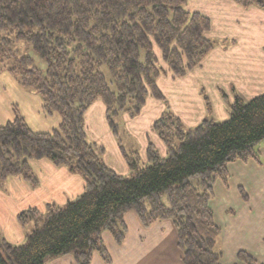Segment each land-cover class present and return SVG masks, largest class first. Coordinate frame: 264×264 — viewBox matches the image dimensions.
Listing matches in <instances>:
<instances>
[{
	"label": "trees",
	"instance_id": "1",
	"mask_svg": "<svg viewBox=\"0 0 264 264\" xmlns=\"http://www.w3.org/2000/svg\"><path fill=\"white\" fill-rule=\"evenodd\" d=\"M264 8V0H233ZM188 0H0V57L12 58L11 72L36 90L49 113L61 122L51 131L33 130L26 119L0 125V180L21 176L32 185L38 177L32 159L65 166L85 182L83 192L65 206L48 203L17 215L22 244L0 236V264H47L71 254L77 264H91L98 252L112 263L103 232L118 244L126 238L125 216L135 211L144 226L170 219L177 230L184 264H222L217 247L221 228L211 201L218 179L229 183L230 163L257 159L264 139V93L250 100L236 95L230 116L205 118L187 127L169 107L154 124L167 147L164 156L150 143L147 160L126 151L130 175L104 160V148L87 137L85 114L98 99L117 135L123 115H138L149 96L165 100L156 79L171 72L183 77L201 65L225 41L207 36L209 16L190 11ZM24 40L46 62L43 70L16 49ZM158 46L168 70L158 65ZM104 69H107L108 78ZM242 197L247 194L240 189ZM31 224V225H30ZM235 264H263L245 250Z\"/></svg>",
	"mask_w": 264,
	"mask_h": 264
},
{
	"label": "crops",
	"instance_id": "2",
	"mask_svg": "<svg viewBox=\"0 0 264 264\" xmlns=\"http://www.w3.org/2000/svg\"><path fill=\"white\" fill-rule=\"evenodd\" d=\"M193 10L210 17L212 26L207 36L213 40L216 36L227 44L217 45L201 65L183 77L171 72L160 75L156 83L165 100L149 96L138 115L122 116L140 151L133 147L128 150L116 139L102 100H96L86 111L87 132L96 144L103 146L105 162L119 174L125 175L130 170L123 148L137 150L147 160V147L153 143L162 155L167 154L165 143L153 127L167 107L187 127H194L208 117L228 119L236 95L250 100L264 93V8H245L233 0H200ZM164 68L168 70L166 62ZM220 115L227 117L218 119ZM60 122L61 116L56 123ZM258 149L261 162L252 158L248 162L230 163L229 183L226 185L218 179L214 187L211 207L221 228L217 247L222 252V264L237 263L240 250L248 251L264 264V143ZM30 163L38 177L37 184L32 185L17 175L0 180V236L13 244H16L13 241L26 240L28 232L18 222L19 212L32 207L44 210L48 203L63 206L78 197L85 187L84 179L65 166L58 167L48 159H32ZM240 189L245 191L247 199L242 197ZM125 219L128 231L122 244L108 231L114 239L115 252L121 251V255H115L108 248L105 238L109 240L110 236L106 231L103 234L112 255L111 264H184L172 220L144 226L135 211H129ZM64 258L77 264L71 254L56 257L51 264H66ZM91 264L106 263L94 252Z\"/></svg>",
	"mask_w": 264,
	"mask_h": 264
},
{
	"label": "rangeland",
	"instance_id": "3",
	"mask_svg": "<svg viewBox=\"0 0 264 264\" xmlns=\"http://www.w3.org/2000/svg\"><path fill=\"white\" fill-rule=\"evenodd\" d=\"M199 2L200 0H188V4L186 7L192 11L193 8L198 7ZM212 38L216 40L221 39L216 36H213ZM15 47L16 49L19 50L21 54L30 55L33 58L34 65H36L37 67L43 70L46 69V62L44 61V59L39 55L37 51L33 49L31 45H27V43L24 40H18L15 44ZM155 50L159 58L158 60L159 67H165V61L161 57V51L159 47L155 46ZM12 66H13L12 58H1L0 57V121H3V123H6L9 120L15 119L16 116H22L26 119L30 127L36 131L52 130L53 127H57L58 124L56 123V121L60 120L59 113L57 112L49 113L48 111H46L44 109L43 101H42L40 94L33 88L23 86L17 78L19 76L11 72L10 68ZM104 71L106 72L108 78H110V75L107 69H104ZM226 117L227 116L220 115L217 118L223 119ZM122 120H123L122 117L119 118L118 132L116 135V139L118 141H121V143L126 147V149L129 150L130 148L133 147L137 149L138 151H140L139 145L135 142V139L131 137L126 126L123 124ZM217 121H220V120H217ZM54 123L56 124L52 126ZM97 125L98 124L96 122V118L94 115V130L97 129ZM87 137L89 141L94 142L89 132H87ZM262 143H264V139L261 141L260 144ZM259 145L257 148H259ZM140 159L143 163L146 162V156L142 157L140 155ZM125 175H130V170ZM65 205L66 204H64L63 206ZM33 227H34V224L29 226L27 231L32 230ZM108 234L110 236V239L108 240V237L105 238V242L108 248L111 249V251L115 255H118V253L119 255H121L120 254L121 251L115 252L114 239L112 238L109 232ZM13 242L16 244H22L25 242V238L23 240L13 241ZM54 258L49 259L47 261V264H51L52 259ZM64 259L67 261L66 264H73V263H70V261L67 260V258H64Z\"/></svg>",
	"mask_w": 264,
	"mask_h": 264
}]
</instances>
